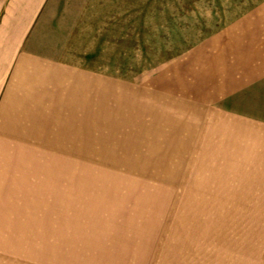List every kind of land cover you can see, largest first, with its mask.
Here are the masks:
<instances>
[{"label": "rangeland", "instance_id": "obj_1", "mask_svg": "<svg viewBox=\"0 0 264 264\" xmlns=\"http://www.w3.org/2000/svg\"><path fill=\"white\" fill-rule=\"evenodd\" d=\"M53 10L41 44L77 105L48 115L65 128L47 153L0 154V264H264V131L214 96L216 55L264 0Z\"/></svg>", "mask_w": 264, "mask_h": 264}, {"label": "crops", "instance_id": "obj_2", "mask_svg": "<svg viewBox=\"0 0 264 264\" xmlns=\"http://www.w3.org/2000/svg\"><path fill=\"white\" fill-rule=\"evenodd\" d=\"M53 5L54 0H0L1 155L47 153L40 141L62 137L65 128L63 122L48 126V115L55 110L61 116L64 109L72 114L70 108L77 105V75L73 79L67 67L52 61L54 45L41 44L54 20ZM249 21L237 22L231 45L224 46L229 61L215 54L214 96L222 106H231L241 121L264 131V19ZM31 107L32 112L26 110ZM23 139L31 140L26 147Z\"/></svg>", "mask_w": 264, "mask_h": 264}]
</instances>
